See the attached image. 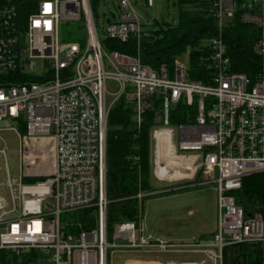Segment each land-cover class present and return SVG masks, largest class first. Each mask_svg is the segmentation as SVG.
Wrapping results in <instances>:
<instances>
[{
  "label": "built area",
  "instance_id": "obj_1",
  "mask_svg": "<svg viewBox=\"0 0 264 264\" xmlns=\"http://www.w3.org/2000/svg\"><path fill=\"white\" fill-rule=\"evenodd\" d=\"M119 8L105 40L140 39L144 31L134 3L120 0ZM211 15L218 34L207 43L211 72L203 83L191 80V67L179 61L171 74L166 67L157 71L143 64L139 56L108 49L92 0H0V140L6 130L23 138V126L31 140L54 142L53 172L44 180L16 182L8 173L9 195L0 194V252L19 257L37 252L40 264H111L115 254L125 252L205 256L211 264H225L229 249L251 245L259 248L264 264L263 216L247 214L236 196L244 179L264 172V0H212ZM236 16L259 33L254 52L263 71L254 79L232 71L224 31ZM62 22H80L85 39L62 43ZM153 96L162 99L163 121L151 133L152 170L159 181L171 183L179 174L199 171L200 185H215L218 225L208 239L172 242L150 235L144 205L160 192L109 198L110 112L124 98L140 124ZM181 101L197 113L174 127L170 111ZM3 121L10 127L2 128ZM21 157L24 162V150ZM132 199L138 204L135 219L116 222L110 230V206ZM84 211L95 221L89 230L67 218Z\"/></svg>",
  "mask_w": 264,
  "mask_h": 264
},
{
  "label": "trees",
  "instance_id": "obj_2",
  "mask_svg": "<svg viewBox=\"0 0 264 264\" xmlns=\"http://www.w3.org/2000/svg\"><path fill=\"white\" fill-rule=\"evenodd\" d=\"M92 6L95 11L94 0ZM179 6V22L176 25L158 23L157 30L145 31L140 39L132 36L126 44L107 39L104 40V44L110 50L139 56L143 64L157 71L166 67L171 74L177 58L190 49V79L208 83L211 71L207 65V58L211 51L204 42L218 34L217 20L211 15L212 0H179ZM258 34L256 28L241 23L238 16L224 31L232 71L245 74L252 79L263 71V60L254 52ZM31 81L38 79L31 78ZM162 108V99L159 96L151 97L143 110L140 124L135 119L134 105L124 98L119 99L111 110L107 134L108 195L111 200L132 197L140 190L151 191V133L162 124ZM196 113L195 106L190 107L181 101L172 107L170 123L174 127L189 123ZM21 132L25 134L23 126ZM45 178L24 177L23 180L36 182ZM236 196L247 214L260 213L264 219V172L244 179L242 189ZM137 206L135 199L123 203L120 209L112 204L109 208L110 230L116 222L133 221L137 214ZM67 218H72L73 222H81L82 229L85 230L95 225L88 211ZM238 247L245 249L243 258L247 259L246 264H261L258 247L245 245L231 249ZM40 258L37 252L26 253L20 257L11 251L0 252V264H40ZM228 261L226 257L225 264H240L238 260Z\"/></svg>",
  "mask_w": 264,
  "mask_h": 264
},
{
  "label": "rangeland",
  "instance_id": "obj_3",
  "mask_svg": "<svg viewBox=\"0 0 264 264\" xmlns=\"http://www.w3.org/2000/svg\"><path fill=\"white\" fill-rule=\"evenodd\" d=\"M94 1L97 25L102 40H105L104 33L108 24L117 21L121 15L120 0ZM149 1L152 2V6L148 5ZM131 2L136 7L144 32L157 30L158 23L176 25L179 22V0H131ZM146 17L150 18L149 23L146 22ZM80 25V22H62L60 41L69 43L85 39V32L79 31ZM207 43V41L204 42V44ZM190 53L189 49L178 57L177 61L190 68ZM36 71L40 72V67ZM9 131L11 132L3 135L4 141L0 142V148H6L5 155L0 156L1 192H6L4 183L8 173L16 182L22 176V169L33 175L44 174L41 177H47L50 175L47 173L51 170L54 157L53 139L45 137L42 138V143L38 147L30 149L25 154L23 162L19 138L12 130ZM151 142L154 148L155 141L152 134ZM24 182L32 183L33 181ZM201 182L202 177H197L195 173L191 176L179 174L178 181L175 183L161 182L152 170L151 190L160 193L147 198L143 217L153 236L172 242H188L193 239L208 238L215 232L219 215L218 194L214 184L200 185ZM244 252V247L231 249L227 253V261L238 260L240 264H246L247 259L243 258ZM171 257L173 256L155 253L125 252L115 254L111 264H143L154 259H161V261L154 260L153 264H211L205 256H198L195 259L178 258V260H172Z\"/></svg>",
  "mask_w": 264,
  "mask_h": 264
},
{
  "label": "crops",
  "instance_id": "obj_4",
  "mask_svg": "<svg viewBox=\"0 0 264 264\" xmlns=\"http://www.w3.org/2000/svg\"><path fill=\"white\" fill-rule=\"evenodd\" d=\"M8 132H11V131H3L2 133H1V137H2V139H3V135L5 134V133H8ZM12 132H14V131H12ZM15 133V132H14ZM17 136H18V138H19V141H20V147H21V149L22 150H24L25 151V154L27 153V152H29V150L30 149H33L34 147L36 148V147H38L41 143H42V138L41 139H39V140H37V141H34V140H31L30 138H28V137H26L24 134H22V132H21V134H22V136H23V138L21 137L20 138V136L17 134V133H15ZM2 139L0 140V142H2ZM54 143V142H53ZM2 148V147H1ZM0 148V149H1ZM53 166H54V157H53V164H52V167H51V170H50V172L49 173H47V174H51L52 172H53ZM42 175H44V174H42ZM42 175H33V174H30V172H24V169H22V176L21 177H37V176H42ZM196 175H197V177L198 176H201V173L198 171L197 173H196ZM20 177V178H21ZM5 187V186H4ZM5 189H6V192H1V190H2V187L0 186V194L1 195H3V196H5V197H8V195H9V192H8V190H7V188L5 187ZM215 231H216V229H214ZM147 232L150 234V235H152V233H151V231H150V229H149V225H147ZM215 233V232H214ZM213 233V234H214ZM212 234V235H213ZM211 235V236H212ZM211 236H209L208 238H210ZM208 238H205V239H208ZM173 258V259H172ZM178 258H187V257H183V256H173V257H171V259L172 260H174V259H176V260H178ZM154 260H159V261H161V259H154ZM154 260H152L151 262L150 261H147V262H144L143 264H153V262H154ZM173 262H175V261H173ZM160 264V263H159ZM168 264V263H167Z\"/></svg>",
  "mask_w": 264,
  "mask_h": 264
},
{
  "label": "water",
  "instance_id": "obj_5",
  "mask_svg": "<svg viewBox=\"0 0 264 264\" xmlns=\"http://www.w3.org/2000/svg\"><path fill=\"white\" fill-rule=\"evenodd\" d=\"M146 22L149 23L150 22V18L149 17H146ZM1 127L2 128H9L10 127V124L8 123V121H3L1 123ZM122 207V205L118 206L117 208L120 209ZM250 216V215H248Z\"/></svg>",
  "mask_w": 264,
  "mask_h": 264
}]
</instances>
